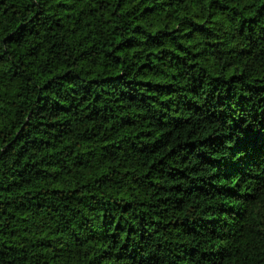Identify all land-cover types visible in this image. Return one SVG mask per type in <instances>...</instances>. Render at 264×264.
<instances>
[{
  "label": "trees",
  "instance_id": "16d2710c",
  "mask_svg": "<svg viewBox=\"0 0 264 264\" xmlns=\"http://www.w3.org/2000/svg\"><path fill=\"white\" fill-rule=\"evenodd\" d=\"M0 264H264V3L0 0Z\"/></svg>",
  "mask_w": 264,
  "mask_h": 264
},
{
  "label": "clouds",
  "instance_id": "9594fccd",
  "mask_svg": "<svg viewBox=\"0 0 264 264\" xmlns=\"http://www.w3.org/2000/svg\"><path fill=\"white\" fill-rule=\"evenodd\" d=\"M261 3H264V0H261Z\"/></svg>",
  "mask_w": 264,
  "mask_h": 264
}]
</instances>
